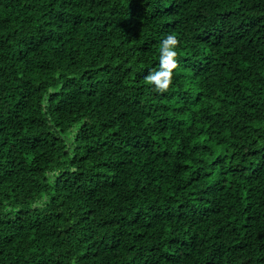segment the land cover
<instances>
[{
  "label": "trees",
  "instance_id": "trees-1",
  "mask_svg": "<svg viewBox=\"0 0 264 264\" xmlns=\"http://www.w3.org/2000/svg\"><path fill=\"white\" fill-rule=\"evenodd\" d=\"M0 264H264V0H0Z\"/></svg>",
  "mask_w": 264,
  "mask_h": 264
},
{
  "label": "clouds",
  "instance_id": "clouds-1",
  "mask_svg": "<svg viewBox=\"0 0 264 264\" xmlns=\"http://www.w3.org/2000/svg\"><path fill=\"white\" fill-rule=\"evenodd\" d=\"M179 40L174 34H168L160 43L159 67L144 77L145 84L158 94L166 93L173 83V73L178 68L176 48Z\"/></svg>",
  "mask_w": 264,
  "mask_h": 264
}]
</instances>
